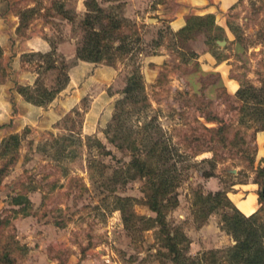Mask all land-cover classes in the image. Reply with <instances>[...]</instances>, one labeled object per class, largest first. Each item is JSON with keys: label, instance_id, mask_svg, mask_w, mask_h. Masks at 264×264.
<instances>
[{"label": "rangeland", "instance_id": "374dc122", "mask_svg": "<svg viewBox=\"0 0 264 264\" xmlns=\"http://www.w3.org/2000/svg\"><path fill=\"white\" fill-rule=\"evenodd\" d=\"M179 7L176 0H0V264H177L167 233L187 260L228 264L237 238L225 218L236 207L255 209L250 191L264 165V0H240L224 12L234 51L216 43L229 38L215 24L171 30ZM89 38V60L97 51L103 60L79 59ZM204 52L231 58L235 87L200 70ZM130 86L146 100L118 106ZM149 122L146 142L162 135L176 153L154 171L158 184L171 166L177 171L156 193L157 201L171 197L165 232L146 203L145 179L131 167L134 156L147 158L132 145ZM119 125L111 140L106 127ZM216 191L219 201L207 196ZM255 219L263 223L264 213Z\"/></svg>", "mask_w": 264, "mask_h": 264}, {"label": "trees", "instance_id": "16d2710c", "mask_svg": "<svg viewBox=\"0 0 264 264\" xmlns=\"http://www.w3.org/2000/svg\"><path fill=\"white\" fill-rule=\"evenodd\" d=\"M94 1V0H93ZM89 5V4H87ZM98 11H101L99 8ZM90 13H86L85 20H90ZM88 22V21H87ZM214 25V15L213 14H206L204 16L199 15H191L186 19V24L177 32V34L191 31L195 26L198 27H208L212 28ZM91 35V34H90ZM222 37H216L215 40H220ZM91 38L86 42L85 46H83V50L78 53L79 59L83 61L92 62L98 61V54L99 52H95V58L91 55V60H89V53L91 49ZM211 54L216 60L217 57L214 53ZM207 67V66H206ZM237 93L242 95V91L239 89L237 90ZM123 98L119 101H117V105L119 106L120 103H124V101H131L135 104L140 101L146 100L145 96H137L135 94L133 87H127L126 90L123 92ZM134 97L140 99H137V102H135L136 99H133ZM36 105H40L41 102H34ZM153 126V122H149L143 126V128L147 131L145 135L135 136L133 137L136 139L133 142V147L141 151V147L146 150V157L144 158L141 155L134 156L131 161V167L134 168L139 176L145 179L146 182V203L149 207V209L156 213L157 219L156 222L159 225L160 231L165 232L166 228V222L164 219V209H166L167 203L170 202L171 197L170 195L166 196L164 200L157 201L156 200V193L158 195H163L174 183V180L177 176V171L174 168L175 166H171L167 171L166 174L161 175L163 178L165 175L169 178L167 182L163 180V182L158 184V181L156 180L154 176V171L158 167V162H162L163 164H166V161L164 159L169 160L170 158H173V156L176 155L174 152V149L166 143L167 139H163L162 135H160L157 139L153 141H147L146 139L152 138L150 136L151 128ZM155 127L161 131V128L159 124L155 125ZM121 128V125L116 127H106V131L109 133L110 131L113 132V140L117 136V130ZM223 127H218L217 131H220ZM130 137V136H129ZM16 139V136L12 137ZM139 138V139H138ZM151 143V144H150ZM156 158V159H154ZM163 174V173H162ZM204 177H211L213 176V173L206 172L203 174ZM256 184L257 188V200H258V208L255 212H253L250 215H245L242 212H240L236 208V212L233 215L226 216L225 224L228 226V230L234 235L235 238H237L236 244L233 246L232 253L230 257L228 258L227 262L228 264H264V222L263 223H256V216L260 215V213H264V165L260 166L257 169L256 176L253 181ZM159 185V186H158ZM209 198H212L213 200L219 201V197L221 196V191H216L215 193L211 194L208 193L207 195ZM125 199V198H124ZM123 199V200H124ZM127 201V199H125ZM122 204V203H121ZM120 204V205H121ZM2 219L0 218V226L2 224ZM178 242L175 236H170L169 233H167V239L165 246L169 249V252L173 255V260L176 261L177 264H195L194 261L184 257L178 247ZM187 261H186V260ZM7 263L5 264H13V261L10 259H7Z\"/></svg>", "mask_w": 264, "mask_h": 264}, {"label": "crops", "instance_id": "0c3cea01", "mask_svg": "<svg viewBox=\"0 0 264 264\" xmlns=\"http://www.w3.org/2000/svg\"><path fill=\"white\" fill-rule=\"evenodd\" d=\"M238 1L240 0H176V2L180 4V7L178 8L174 16L170 18L168 22L169 27L173 31L180 30L186 24L187 15L189 14H196L199 16H204L206 14H213L215 16L214 26L219 28L221 31H223V34L227 38H229V40H226L225 43L231 46V50L234 51V45L237 46V43L235 42L234 44H231V41L234 40L235 38L234 36L230 38V35H234L232 32V28H231L233 22L230 21L229 17H227V15H225L224 12L226 11V9L232 7ZM243 20L247 24V22L249 21V18L244 17ZM31 39L32 40L36 39V36L32 37ZM31 39L30 40L28 39L27 41L28 44L31 43ZM228 49H230V47ZM98 56H99L98 61L103 60V54L101 51L99 52ZM230 60H231L230 57H227L221 60H216L211 54L207 52L200 54V57L198 58V62L200 63L199 64L200 70L205 73L211 72V73L218 74V77L221 83L228 90L231 87H235V84H236L234 80L232 79V77L230 76V68H231ZM149 61L153 63L161 62L159 59L155 58L154 56L150 57ZM107 66H108L107 68H111L110 70H114L113 65H111L110 63H108ZM260 158L262 160V163L264 164V155L262 154ZM252 188L253 190L250 192L255 193L257 204L255 206V209L250 214L255 212L259 206L258 200H257V197H258L257 191H255L257 190V188L256 187H252ZM250 192H248L246 196ZM232 195L234 197V196H238L239 194L238 192H233ZM246 196L244 198L239 197L238 199L244 200ZM250 214H245V215H250Z\"/></svg>", "mask_w": 264, "mask_h": 264}, {"label": "water", "instance_id": "95a60500", "mask_svg": "<svg viewBox=\"0 0 264 264\" xmlns=\"http://www.w3.org/2000/svg\"><path fill=\"white\" fill-rule=\"evenodd\" d=\"M216 42L218 45L221 46V45H224L226 41L224 39H222V40H217ZM232 171H235V170H232Z\"/></svg>", "mask_w": 264, "mask_h": 264}]
</instances>
